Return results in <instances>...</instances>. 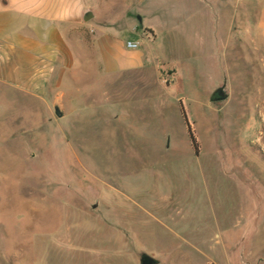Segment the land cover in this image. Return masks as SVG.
Instances as JSON below:
<instances>
[{
	"label": "rangeland",
	"instance_id": "374dc122",
	"mask_svg": "<svg viewBox=\"0 0 264 264\" xmlns=\"http://www.w3.org/2000/svg\"><path fill=\"white\" fill-rule=\"evenodd\" d=\"M141 1L45 95L0 82V264H264V0Z\"/></svg>",
	"mask_w": 264,
	"mask_h": 264
},
{
	"label": "crops",
	"instance_id": "0c3cea01",
	"mask_svg": "<svg viewBox=\"0 0 264 264\" xmlns=\"http://www.w3.org/2000/svg\"><path fill=\"white\" fill-rule=\"evenodd\" d=\"M129 1L99 0L97 8L94 0H0V82L22 92L45 95L68 55V27L84 23L81 16L85 10L94 14V9H99L101 25L106 28L98 26L97 41L109 38L108 28L135 17L136 6L120 8ZM92 19L97 22L95 14ZM111 53L106 51L99 60L106 74L146 68L139 54L119 68V60Z\"/></svg>",
	"mask_w": 264,
	"mask_h": 264
},
{
	"label": "water",
	"instance_id": "95a60500",
	"mask_svg": "<svg viewBox=\"0 0 264 264\" xmlns=\"http://www.w3.org/2000/svg\"><path fill=\"white\" fill-rule=\"evenodd\" d=\"M93 17H94V14L92 13L91 10H85L81 16L82 21L84 23L90 21ZM226 98H227L226 90L220 87L213 93L210 101L215 103V102L224 101ZM54 113L56 117L61 116L57 108L54 109ZM139 263L140 264H157L158 262L154 258L150 257L149 255L142 254L140 256Z\"/></svg>",
	"mask_w": 264,
	"mask_h": 264
},
{
	"label": "built area",
	"instance_id": "2783aa9c",
	"mask_svg": "<svg viewBox=\"0 0 264 264\" xmlns=\"http://www.w3.org/2000/svg\"><path fill=\"white\" fill-rule=\"evenodd\" d=\"M139 47L138 43H132V42H127L126 43V48L127 49H131V50H135Z\"/></svg>",
	"mask_w": 264,
	"mask_h": 264
},
{
	"label": "trees",
	"instance_id": "16d2710c",
	"mask_svg": "<svg viewBox=\"0 0 264 264\" xmlns=\"http://www.w3.org/2000/svg\"><path fill=\"white\" fill-rule=\"evenodd\" d=\"M188 131H189V136H190V140H191V145H192L193 149L196 151V149H197V143H196L194 137L191 134L190 128H188Z\"/></svg>",
	"mask_w": 264,
	"mask_h": 264
}]
</instances>
